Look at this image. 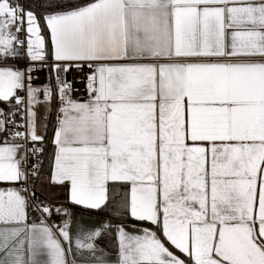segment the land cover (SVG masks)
<instances>
[{"label": "snow or ice", "instance_id": "obj_1", "mask_svg": "<svg viewBox=\"0 0 264 264\" xmlns=\"http://www.w3.org/2000/svg\"><path fill=\"white\" fill-rule=\"evenodd\" d=\"M42 7L50 48L32 10L0 0V60L26 44L30 61L0 65V182H22L0 188V264H76L67 222L27 223L28 176L39 165L26 172L16 142H42L35 106L50 110L57 95L51 181L67 182L71 201L91 209L105 205L110 183L122 184L117 214L151 225L142 235L117 226L118 264H264V0ZM48 60L55 87H33L34 62ZM84 66L88 97L79 101L61 74ZM100 235L75 245L95 250Z\"/></svg>", "mask_w": 264, "mask_h": 264}, {"label": "trees", "instance_id": "obj_2", "mask_svg": "<svg viewBox=\"0 0 264 264\" xmlns=\"http://www.w3.org/2000/svg\"><path fill=\"white\" fill-rule=\"evenodd\" d=\"M47 2V0H19V3L24 5L26 9L32 10L38 17V19L41 20L42 23V34L45 36L47 46L50 48V34L47 32V29L45 26H43L42 17L46 9L42 7ZM73 2L77 3H85L88 2V0H73ZM0 108L4 109L5 111L8 110V105L6 102L0 101ZM59 108V98L58 95L56 99L53 100L51 104L50 109V115L48 119V124L46 127V133L45 136L41 141L35 142L36 143V149H42L41 152H36L35 154L32 153V165L38 164V170L37 175H34V184L32 185L31 191L32 195L34 192L33 197L43 204L48 205H61L65 204L70 207V209H77L84 212L96 214L102 217H105L109 221V226L106 229V232L104 233V240L105 244L112 248L110 243H114V248H116V238L114 234V227L118 223H134V224H145L148 226H151L148 222H139L132 218L129 213L120 211L119 214H117L116 205L120 203L122 200L126 198V194L128 192L127 188H125L122 184L119 183H110L108 186V199L105 203V205L101 206L99 209H89V208H82L79 206H76L72 204L68 198V189L66 186L64 187H57L60 188L58 194L61 196H55L50 193H46L45 190L42 187L43 182L47 181L49 183V179L52 173L53 169V163H54V155L56 146L54 144V136H55V128L57 126V113ZM18 119V117H17ZM57 195V194H56Z\"/></svg>", "mask_w": 264, "mask_h": 264}, {"label": "crops", "instance_id": "obj_3", "mask_svg": "<svg viewBox=\"0 0 264 264\" xmlns=\"http://www.w3.org/2000/svg\"><path fill=\"white\" fill-rule=\"evenodd\" d=\"M41 34H42V32H41ZM16 36H17V33H16ZM26 39H27V37H26ZM46 44H47V42H46ZM0 65H9V64H4V63H2V60H0ZM46 107H48V106H46L44 104H37L35 106V110L37 112V132L43 138H44L45 133H46V127H47L48 119H49V115H50V110L46 111ZM50 109H51V106H50ZM4 138H5V134L0 133V143H3ZM54 139H55V136H54ZM16 142L20 143L24 146L22 149H20V152H23L24 157H25V153H26L25 145L22 142H20L19 140ZM17 158L19 159V154H18ZM53 165H54V163H53ZM21 186H22V182H20V181H17V182H0V188H4V189H7L9 187L19 188ZM56 186L57 187H64V186L67 187V189H68L67 198L72 204L79 206V207H82V208H89V207L84 206V205H77L73 201H71V199H70V186L67 184V182H65L64 184L52 182L51 176H50L49 183L47 181H45L42 184V187L46 193H48V194L51 193L53 195V197L61 196L60 197V199H61L62 195L58 194V193H60L59 192L60 188H57ZM25 194L28 195V193H25ZM107 199H108V192H107ZM45 205H48V204H45ZM89 209H91V208H89ZM27 216H28L27 223H29V224H31V223L39 224L41 222V221H36L34 219L35 213L30 211V207L28 208ZM66 222H67V230L69 231L70 235L73 238L72 244H71V248L73 251H72V254L69 255L68 259L70 261L74 260L76 262V264H97V258L102 260L104 262V264H118L119 242H118V239L116 236L117 226H124L125 230L128 233L133 234V235H142L143 234L142 230L144 228L150 227V226L145 225V224H134V223H118V224H116L114 227V234H115V238H116V248H114V246H113V245H115L114 243H110L112 248H109L105 244V240L103 238L104 233L106 232V229L109 226V221L107 218L96 215V214L77 210V209H70V212L68 214ZM97 228L101 229V235L96 237L93 240V243L96 245L95 250L79 249L76 247L75 239L78 235L86 234L88 232L94 231ZM64 244H65L66 248L69 247L68 242L65 241ZM177 255H181V254L177 252ZM181 258H183V256Z\"/></svg>", "mask_w": 264, "mask_h": 264}, {"label": "built area", "instance_id": "obj_4", "mask_svg": "<svg viewBox=\"0 0 264 264\" xmlns=\"http://www.w3.org/2000/svg\"><path fill=\"white\" fill-rule=\"evenodd\" d=\"M18 39H24L26 41V37L23 33L17 32ZM20 47V46H17ZM2 63L14 65L17 68L25 69L28 67L30 61L26 55V44L23 46L21 54L17 56V58L13 59L8 57L6 60H2ZM39 70L32 72V81L33 87H42L45 84H51L55 87L56 84V73L51 69V61H44L43 64L47 65L46 67L42 66L41 62H34ZM90 74V69L87 66L82 68H72L69 70L66 75L61 74V78H66L68 82L71 84V97L73 99L83 101L88 97V88H87V79L86 76ZM20 95H25L24 92H21ZM40 99H43V95L41 93ZM2 109V108H1ZM19 119V117H18ZM56 121L58 123V113L56 117ZM24 129H20L23 131ZM11 139V138H9ZM25 145L26 153L24 160L21 163V167L26 171L31 173L32 172V152L31 149L36 147V143L32 142L31 140H19ZM34 175L28 176L27 187L29 188V204H30V211L35 213L34 219L36 221L44 220L50 226H58L63 225L68 217L70 212V207L65 204L61 205H47L50 208L49 213H43L42 209L39 207L40 205H45L42 202L37 201L32 195V185L34 184ZM59 209V211H57ZM66 210V211H65Z\"/></svg>", "mask_w": 264, "mask_h": 264}]
</instances>
